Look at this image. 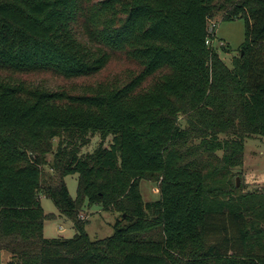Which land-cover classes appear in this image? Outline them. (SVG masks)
<instances>
[{
	"label": "trees",
	"instance_id": "1",
	"mask_svg": "<svg viewBox=\"0 0 264 264\" xmlns=\"http://www.w3.org/2000/svg\"><path fill=\"white\" fill-rule=\"evenodd\" d=\"M218 13L245 18L231 67L208 45ZM114 52L140 70L76 92L23 77L92 78ZM96 134L110 145L81 155ZM254 136L264 137V0H0L5 264H264V191L234 183ZM76 173L73 199L65 178ZM143 178L159 182L160 199L144 201ZM40 194L74 222L73 237L44 235L56 215ZM86 200L121 212L113 235L89 237Z\"/></svg>",
	"mask_w": 264,
	"mask_h": 264
},
{
	"label": "rangeland",
	"instance_id": "2",
	"mask_svg": "<svg viewBox=\"0 0 264 264\" xmlns=\"http://www.w3.org/2000/svg\"><path fill=\"white\" fill-rule=\"evenodd\" d=\"M223 13L216 14L209 22V31L214 33L215 38L210 39L209 46L216 50L222 60L229 67L232 66V61L235 56H239L240 48L245 41L246 23L245 18L237 17L233 20H223ZM216 23V27L212 29V25ZM212 29V30H211ZM81 37V34H79ZM84 39V37H82ZM131 68L134 71H139L140 67L133 63L123 52L112 53L107 70L92 78H74L71 80L50 74V73H36L30 76H23L29 81H43L51 86L61 89L66 88L71 91H78L79 86L83 83L93 82L96 79H102L107 75L111 78L117 76L125 77V70ZM112 137L108 136L104 139L101 135L96 134L92 136L88 145L80 149V154L85 156L92 153L102 143L106 147L110 145ZM59 138L53 141V148L58 147ZM50 165L41 167L42 178L48 179L54 173L51 169L53 161V154L47 155ZM236 176L240 177V187L243 192L264 191V137L254 136L245 141L244 163L242 166L235 169ZM254 173V174H253ZM250 176V177H249ZM245 180L252 181L245 184ZM69 193L73 199H77L79 195V175L70 174L65 178ZM140 190L145 202L156 201L161 198V189L159 182L143 178L140 182ZM42 206L48 213H54V219L45 222V236L48 238L64 236L73 237L76 234L74 222L63 214L55 204V202L40 194ZM121 212L118 210L104 209L101 204L89 205L86 200L84 206L80 210L79 219L86 222V231L91 239H103L111 236L115 232V225L121 217ZM63 226L65 229L61 231ZM60 231V232H59ZM60 234V235H59ZM10 256L5 251H0V264H5Z\"/></svg>",
	"mask_w": 264,
	"mask_h": 264
},
{
	"label": "water",
	"instance_id": "3",
	"mask_svg": "<svg viewBox=\"0 0 264 264\" xmlns=\"http://www.w3.org/2000/svg\"><path fill=\"white\" fill-rule=\"evenodd\" d=\"M234 183H235V187H239L240 186V177L236 176L234 178ZM126 216V214H124V217ZM122 219V218H121Z\"/></svg>",
	"mask_w": 264,
	"mask_h": 264
},
{
	"label": "crops",
	"instance_id": "4",
	"mask_svg": "<svg viewBox=\"0 0 264 264\" xmlns=\"http://www.w3.org/2000/svg\"><path fill=\"white\" fill-rule=\"evenodd\" d=\"M253 174H254V173H253ZM249 177H250V176H249ZM244 182H245V184H247V182L250 183V182H252V181H247V180H245ZM59 227L62 228L63 226L61 225V226H59ZM64 229H65V228L63 227L61 231H64ZM59 232H60V231H59ZM44 235H45V231H44ZM59 235H60V234H59ZM9 256H10V255H9Z\"/></svg>",
	"mask_w": 264,
	"mask_h": 264
},
{
	"label": "built area",
	"instance_id": "5",
	"mask_svg": "<svg viewBox=\"0 0 264 264\" xmlns=\"http://www.w3.org/2000/svg\"><path fill=\"white\" fill-rule=\"evenodd\" d=\"M211 21V19H209V22ZM216 27V23H214V25H212V29ZM211 29V30H212Z\"/></svg>",
	"mask_w": 264,
	"mask_h": 264
}]
</instances>
